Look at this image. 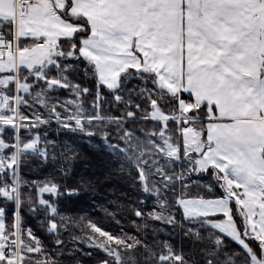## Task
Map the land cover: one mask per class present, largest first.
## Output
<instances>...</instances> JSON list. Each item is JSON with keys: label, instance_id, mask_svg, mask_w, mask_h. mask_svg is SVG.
<instances>
[{"label": "trees", "instance_id": "1", "mask_svg": "<svg viewBox=\"0 0 264 264\" xmlns=\"http://www.w3.org/2000/svg\"><path fill=\"white\" fill-rule=\"evenodd\" d=\"M69 7L66 0L58 14L76 31L56 42L61 55L44 79L28 76L24 68L15 73L30 85L21 95L18 119L38 122L18 123L16 138L8 125L0 133L6 156L15 143L21 147L37 137L35 152H20L17 167L0 172V191H9L17 168L20 264H250L237 243L202 221L184 219L179 199L225 197L221 175L215 168L193 172L196 156L185 153L179 134L184 124L150 117L153 104L175 116L179 97L190 103L187 116L203 133L212 107L168 94L141 69L126 70L115 88L102 85L80 54L89 24L71 16ZM31 44L18 40L17 47ZM51 79L65 86L48 88ZM7 90L13 93L14 84ZM164 140L178 147L177 159L166 153ZM45 186L55 194L43 195L41 204L37 191ZM14 200L13 194L0 196L8 241L15 230ZM229 207L244 235L242 209L233 199ZM246 242L252 254H260L254 239ZM0 264L7 263L0 259Z\"/></svg>", "mask_w": 264, "mask_h": 264}, {"label": "crops", "instance_id": "2", "mask_svg": "<svg viewBox=\"0 0 264 264\" xmlns=\"http://www.w3.org/2000/svg\"><path fill=\"white\" fill-rule=\"evenodd\" d=\"M69 1L68 13L89 24L80 54L93 64L102 85L115 88L126 70L141 69L168 94L182 93L196 105L212 107L215 114L209 109L203 133L190 128L188 149L196 155L198 171L215 168L236 196L187 199L186 220L203 221L222 235L212 224L231 223L236 235L224 236L249 255L250 264H264V0ZM65 5L66 0H31L26 13L16 14L14 0H0V21L9 26L16 46L18 40L44 42L43 48L31 44L7 54L12 70L11 59L0 58V77L27 69L19 52L39 53L73 36L76 27L58 14ZM232 198L243 211L246 236L229 206L223 214L200 212L229 205ZM247 237L259 241V255L249 254Z\"/></svg>", "mask_w": 264, "mask_h": 264}, {"label": "rangeland", "instance_id": "3", "mask_svg": "<svg viewBox=\"0 0 264 264\" xmlns=\"http://www.w3.org/2000/svg\"><path fill=\"white\" fill-rule=\"evenodd\" d=\"M181 19L183 20V17L181 16ZM146 22H149V19L146 20ZM56 44L52 46H47L45 49L41 50L39 53H30L29 55H25V53L19 52L17 54L18 57H21L25 62V66L28 71V76H32L34 79H44L43 78V73L44 71L50 66V65H55V57L61 55V52L58 51L56 48ZM85 52V50H84ZM181 53H183V48ZM0 58H4L7 62L9 61V58L11 59L10 61V67L11 70L13 69V63H12V57L7 58V54H0ZM81 56L84 58V56L81 54ZM140 56V54H139ZM27 57V58H24ZM1 60H0V69H2L1 65ZM20 63V61H19ZM23 64V62H22ZM21 69V68H18ZM16 69L14 71V76H2L0 77V133L2 132L3 125H8L10 126L9 128L13 129L15 132V138L17 135V131L19 129L18 123L20 122H38L36 120H19L18 119V104L21 100V95L27 94L29 92L30 85H27L25 83L24 79H19L18 77L16 78L15 73L18 70ZM25 69V68H24ZM136 69V68H134ZM166 71H170V64L166 67ZM155 79V76H154ZM13 83L14 84V91L13 93L11 91L7 90L8 84ZM156 83V82H155ZM65 86L62 81H58L55 79H51L47 81V87L52 88V87H62ZM182 94V93H181ZM180 95V94H179ZM178 98V103L176 107V115L175 116H169L166 114H163V112L155 105H152V111L150 113V117L152 120H158L161 122H165L167 120L174 121L176 124H184L182 128L179 130L180 138L182 141L183 145V150L185 153L191 154L189 145H190V128L191 130H197V128L193 125V122L195 119L191 118L190 116H187V114L191 111V105L188 102H182L180 101L179 97ZM12 106V109H10ZM209 112V111H208ZM55 116H58V113H55ZM41 121V119L39 120ZM45 121V120H44ZM191 121V122H190ZM199 129V126H198ZM198 131V130H197ZM201 133V131H199ZM161 136V135H160ZM163 137V136H162ZM185 139V140H184ZM184 142L186 145H184ZM163 147L166 151V153L173 158L177 159L178 156V147L175 145H172L169 143L167 140L162 141ZM7 148V145L3 143L0 137V172H2L5 168L11 169L12 167H17V160H18V155L20 152H30L33 153L37 150V137L33 136L29 141L25 142L21 147H18V144H14V153H12L9 156H6L3 154V151ZM193 154V153H192ZM196 156V155H195ZM193 160V159H192ZM17 169V168H16ZM15 169V179L12 181V186L9 189V191H0V196L1 197H10L12 194L15 196V218H14V224L13 227H15L14 232L16 231V228L18 230L19 225H18V212H17V170ZM208 169V168H207ZM205 169V170H207ZM203 171H198V168H193V172L195 173H202ZM222 188L223 191L228 195L232 194V196H236V191L231 192V187L229 190H226L224 187V184L222 182ZM38 199L41 204H44V200L42 198L43 195L52 193L55 194V188L53 187H42L38 191ZM221 199V198H220ZM233 199V198H232ZM235 199V198H234ZM235 201V200H234ZM236 202V201H235ZM179 207L181 208V211L183 212V217L185 219L190 217V200L187 199H179L178 200ZM193 204V203H192ZM221 206H216L214 208L208 207L205 209V211H200L204 213H209V211H218L220 214H223L225 211L228 210L229 205H223V203H220ZM1 211L0 210V216H1ZM209 214H212L209 213ZM3 216V215H2ZM4 219V217H3ZM2 217H0V259H4V253L9 245V243L12 240H15L17 234H13V238L10 239L9 241L6 239L5 236L1 235V228H2ZM190 221V220H188ZM203 222V221H202ZM206 224V223H205ZM216 230H220L224 235L234 237L236 235V229L235 226L232 225L231 223H228L227 221H222V222H217L215 224H212ZM53 224H52V230H53ZM246 229V227H245ZM246 230L244 233V236L248 235L246 234ZM250 238V237H247ZM254 239V238H251ZM258 244L259 241L255 240ZM247 243V242H246ZM248 249V248H247ZM249 254H251L250 250L248 249ZM22 259V255L20 254V257L18 258L17 261H10V260H5L7 264H20V261Z\"/></svg>", "mask_w": 264, "mask_h": 264}, {"label": "built area", "instance_id": "4", "mask_svg": "<svg viewBox=\"0 0 264 264\" xmlns=\"http://www.w3.org/2000/svg\"><path fill=\"white\" fill-rule=\"evenodd\" d=\"M31 0H14V9L16 14L26 13V8L30 4ZM36 48H43L44 42H35ZM18 52L14 37L11 32L6 28V23L0 21V54H13ZM17 234L15 240H12L7 246L4 257L6 260L17 261L20 257L19 251V237L18 230L14 232Z\"/></svg>", "mask_w": 264, "mask_h": 264}]
</instances>
